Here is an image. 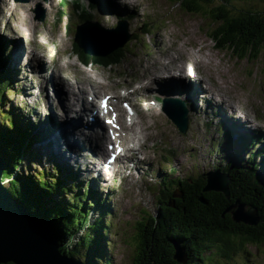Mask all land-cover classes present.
<instances>
[{"label":"rangeland","instance_id":"1","mask_svg":"<svg viewBox=\"0 0 264 264\" xmlns=\"http://www.w3.org/2000/svg\"><path fill=\"white\" fill-rule=\"evenodd\" d=\"M9 1L11 0H0V36L6 41L7 56L11 60L14 59L12 61L19 65V72L11 78V86L5 90L3 102L0 104V113L1 111L8 113L10 119L21 125L24 121L29 122V118L22 115L19 119L15 116L21 114L20 112L23 114L29 112L35 121L34 125L37 129H40L51 114V117L59 122V125L48 124L53 131L52 138L57 141L59 146L64 143L68 144L69 152L66 149H62V151L67 157H70L74 178L77 177V180H73L71 184L69 181L67 183L59 174L58 168L55 170L50 165V162L48 163L46 160L48 156L46 148L40 145L38 141L36 142L37 145L33 147L34 149L24 152L21 158V167H17L14 170L11 169L12 172L9 177L10 179L17 178L22 180L23 178H31V176L37 178L40 174L47 184L52 181L50 186L54 189L52 196L55 197V200L58 199V195L55 194L58 188L54 185L55 179L61 178L64 180L62 184L64 193L63 196H60V199L63 198L65 200L71 198V193H77L79 189H83L87 181L91 182V191H94L95 196L98 199L100 198L102 202H106L103 208L109 211L106 215H103L108 223V232H106L104 237L106 243L105 256L110 258L111 264H130L137 255L136 224L148 215L155 217L158 213L159 197L157 190L159 183L157 182L164 181V183H168L169 181H175V179L206 178L210 172L216 170L215 168L219 164L226 163L225 157H227L229 147L222 142V136L217 135L221 130V127H217V125H225L221 116L229 114L236 120H238L236 117L239 116L244 123L241 126L247 125L249 126L248 130L253 129L255 132L264 133V57L260 55L257 60H240L228 50L215 49L214 42L210 38V31L216 25L198 15L184 13L171 0H133V6L129 5L126 9L122 8L125 11L120 10L124 12L122 17L128 14L132 18L125 21L127 23V35L124 33L117 37V40H120L124 36H128L127 42L123 47L110 53L109 58H107L113 59V61H103L100 60L103 58H97L100 61H89L92 64H89V62L80 63L77 55L78 50L73 47L74 32L77 34V30L88 27L86 26L88 21L84 16L79 17L80 13L71 11L73 10L71 4L64 8L54 1V8L49 10L50 7L46 3L49 0H45L42 5L44 20L41 22L35 20L34 8L28 9L30 14L29 21L33 23L30 30L32 31L33 26L36 25L34 27L37 31V24L50 25L54 38L57 36L61 43L54 42L53 45L52 41H50L51 39L47 43L45 39H35L31 36L29 38L30 45L28 46L30 50H28V47H26L28 44L26 38L28 30H25V36L13 31L12 27H17L18 22L11 16L8 6ZM17 1L22 2L20 0ZM82 3L84 6L88 4L87 0H82ZM249 3L239 1L234 2L233 6L244 8ZM218 4L222 3L216 0L213 5L217 6ZM32 6H35L34 3H32ZM263 7V3L256 2L257 9H262ZM61 8L65 12V17L61 18L59 23H57L56 13ZM110 8H112L111 5ZM19 11L20 9H13V14ZM103 15H101V20L93 16L92 21L98 24L101 22V25L105 28L117 26L118 21L115 22L113 16ZM75 28H77L76 31ZM17 43L25 51H29L26 56L18 50ZM9 44L12 45L9 46ZM163 46L165 51L161 50ZM47 47L48 49H45ZM46 50H51V57L57 61L55 69L52 71L50 66L49 69H45L48 64L45 62L42 66L40 61H36V57H33L31 66L36 63L39 67L38 69L37 67H32V70L28 71L27 67L30 61L29 59L26 61L27 56L29 58L33 55L45 57L47 55ZM35 52L36 54H34ZM48 57L47 61L51 63L52 67V64H54L53 60H50V56ZM151 57L156 62L155 66L159 62L163 64L169 62L173 67L183 65L186 69L191 70L194 75L192 76L195 77V82L180 81L183 89L176 87L183 98L191 99L190 102L186 100L189 112L188 129L184 134H181L165 115L156 116L154 114L157 113L156 111L151 113L154 110L148 104L151 103L152 98L146 96L147 92L138 91L134 101H132L135 103L136 111V116L133 120L134 124L128 125V121L124 118L121 121L124 128L128 127V130H131V132H126V136L130 140L128 148L134 149L132 151L123 150L126 155L118 163L116 169L104 170L103 176L96 175L95 180H92L95 174L91 175L93 171L91 172L88 166L94 168L97 165L96 169L98 172H100L101 168L94 162L93 158L96 157L91 156L92 153L84 156V152L87 151L84 140L87 138L91 141L93 138L81 136L77 141L74 136L66 134V136H60L57 139V135L54 134L55 131L59 132L62 129L61 126L63 124V119L60 118L61 113L58 111V115L55 116L54 111L59 106V102L66 114L69 115L65 101L61 97V99L55 97L51 91L56 88V86L53 87V84H58L60 81L55 71L59 65L63 67L64 81L66 80L71 86L76 96H79V93H77L76 84L74 85L73 82L78 77L85 78L84 84L86 82L87 84L91 83L88 82V77L91 81L94 79L96 85L100 88L95 90L97 100L106 93L109 95H114V93L123 95L124 92L120 88L124 86L127 88H131L132 84H139L140 87L144 86L148 76L147 72L150 71L149 68L145 69V66L152 63L150 61ZM85 65L88 66L86 67ZM142 66L144 67L141 68ZM137 87L135 86V88ZM211 87L213 90L210 89ZM172 88L174 87L163 90H173ZM84 89L83 94L91 97L93 90L88 85L87 87L84 86ZM50 92L52 95H50ZM191 93L196 95L189 96ZM169 95L162 96L156 101L160 102L164 97H178ZM51 96L55 97V99ZM211 96L214 97V99H210L212 105H207L204 102L205 97L208 99ZM178 98L181 99L180 97ZM9 99L10 105L7 104ZM181 101L185 100L181 99ZM191 102L194 103V107ZM232 104L237 110L233 111L232 109L229 112L227 108L231 109L230 105ZM223 110L228 111V114L224 113L225 115H222L221 112H224ZM245 113L252 117L253 123L250 125L245 121ZM67 115L66 117H68ZM51 117L49 120H51ZM0 121V129L5 130L4 128H7L10 130L8 120H4L1 114ZM36 123L38 126H36ZM142 128H144L145 133L142 132ZM146 134L147 137H150H145ZM30 139L32 138L30 137ZM219 143L226 146L225 149H222L221 146L222 152L220 151ZM94 145L97 148V144L95 143ZM39 147L41 151L38 150ZM239 150H241V147H232L230 151L237 158H240L242 153ZM253 150L254 148H251L248 152L252 154L255 151ZM92 152H95L94 148H92ZM95 155L100 157L98 151L95 152ZM106 155L107 153L102 157L105 158ZM77 156L79 157L76 159ZM243 158L247 159V156L243 155L241 159ZM254 162L259 164L257 174L264 177V161L255 158ZM77 168L84 173L78 176ZM218 171L220 172L219 169ZM162 175H164V178L161 177ZM76 181H80L77 186ZM7 184L8 180H5L3 185L6 187ZM70 185L73 186L72 191H65L66 188L70 189ZM52 200L53 198H50L49 202L52 203ZM95 210L89 215V224L93 220H99L103 214L99 208ZM236 210L237 206L232 211ZM244 210L246 211L247 209ZM85 231V228L80 230L72 242L84 237ZM67 247L69 248L68 245ZM79 253L82 255L84 250L79 249ZM210 263L264 264V244L260 247L248 246L244 254L236 253L230 260L218 257V255L212 256Z\"/></svg>","mask_w":264,"mask_h":264},{"label":"trees","instance_id":"2","mask_svg":"<svg viewBox=\"0 0 264 264\" xmlns=\"http://www.w3.org/2000/svg\"><path fill=\"white\" fill-rule=\"evenodd\" d=\"M171 1L184 13L198 15L216 25L210 31L215 49L228 50L240 60H257L260 55L264 57V7L256 8V2L264 4V0H218L222 4L217 6L213 5L216 0ZM239 1L250 3L244 8L233 6ZM73 7L80 9V16L88 18L87 10L80 3L74 2ZM3 50L0 44V69L4 66ZM78 52L82 62L113 61L107 59L109 56L99 60L80 50ZM10 86L4 70H0V104L6 88ZM0 114L8 120L10 127V130L0 129L2 182L8 180L6 188L13 199L54 234L59 252L71 257L76 264H111L110 258L103 254L104 233L108 232V225L104 224L103 216L89 224L86 191L73 193L67 200L60 199L63 187L55 179V186L59 187L55 193L58 199L55 200L51 182L47 184L40 174L34 180L29 177L10 179L12 170L22 165L21 158L28 150L26 141L30 140L27 129L33 125L31 122L20 125L10 119L8 113L1 111ZM253 162L250 159L248 163L239 165H233L234 161L218 163L216 169L228 177L227 197L222 193L203 192L206 184L204 177L175 179L168 183L159 181L157 216L148 215L136 224L137 255L130 264H180L173 260L174 246L183 249L185 264H211L212 256L230 260L236 253L244 254L248 246L263 245L264 178L257 175V166ZM176 191L178 193L174 197ZM50 198H53L52 203ZM236 201L242 203L245 209L255 210L258 219L255 225L233 221L231 207ZM102 206L100 208L103 209ZM103 210L107 213L106 209ZM84 228L85 236L72 242L79 230ZM79 249L84 250L82 255Z\"/></svg>","mask_w":264,"mask_h":264},{"label":"bare ground","instance_id":"3","mask_svg":"<svg viewBox=\"0 0 264 264\" xmlns=\"http://www.w3.org/2000/svg\"><path fill=\"white\" fill-rule=\"evenodd\" d=\"M99 3L96 1V4L102 8L101 9V12L103 14H111V15H120L122 17V14L124 12L120 11V10H124L122 8H125L129 5L133 6L132 4V1L133 0H98ZM106 1H109V4L106 6ZM126 2V3H125ZM30 3H33V0L32 2ZM48 6L50 7V9L54 8L53 7V0H50L48 3ZM110 4H112L111 6L114 7L112 10V8L108 7ZM9 11L11 13V16L13 17V19L18 22V25L17 27H12L13 28V31L15 32H19L21 35L25 36L26 35V31L25 30H28V35H27V42L28 44L26 45V47H28L30 45L29 43V38L32 36L33 38L35 39H45L46 42L48 43L49 40L52 41V44L54 42H57V43H60V39L56 36V38H54V34L51 32L50 28L52 29V27L50 25H45V24H37V28L38 30L36 31L35 27L36 25L33 26V30L31 31V25H33L32 22L29 21V17H30V14L28 13V9L30 7V4H17V3H9ZM97 6V7H98ZM104 8H107V9H104ZM13 9L14 10H17V9H20L19 12L17 13H14L13 14ZM104 9V10H103ZM129 10V9H127ZM138 10V9H137ZM52 11V10H51ZM125 11V10H124ZM50 12V11H49ZM128 12V11H127ZM115 13V14H114ZM117 13V14H116ZM130 13V12H129ZM103 15V16H105ZM48 20V19H47ZM49 24V23H48ZM12 44H14V42H12ZM11 44V45H12ZM61 44V43H60ZM50 45V44H49ZM54 45V44H53ZM16 46L18 47V50L21 51L24 56H26V54L29 52V51H25V49L21 48L19 46V44L17 43ZM57 47V46H56ZM51 48V47H50ZM45 49H48L45 48ZM59 49V48H58ZM28 50H30V47H28ZM162 51H165V47L163 46L161 48ZM47 51V55L44 57H37L36 55H33L31 58H29V56H27V60L29 59L30 63H29V66L27 67V70L28 71H31L32 70V67H37L38 69V64L35 63V65L31 66L32 65V59L33 57H36V61H40L41 65L43 66L44 63L46 62L48 64V67H46L45 69H49V66H50V69L53 71V69H55V63L57 61H55L53 59V57H51L52 55V51L51 50H46ZM51 51V52H50ZM43 53V52H42ZM41 53V54H42ZM178 53V52H177ZM36 54V52L34 53ZM169 54V53H168ZM29 55V54H28ZM38 55V54H37ZM175 55V54H174ZM180 55V54H179ZM50 56V60L52 59L53 60V63L52 64V67H51V63L47 61V58L49 59ZM177 56V55H175ZM182 56V55H181ZM174 57V56H173ZM178 57V56H177ZM183 58V57H182ZM150 59V58H149ZM174 59V58H173ZM9 60L11 62V58L9 57ZM152 61V63L150 62ZM149 62L151 64H147L145 66V69L149 68L150 71L147 72L148 76L146 77V82L144 83V86L140 87V91L143 90L144 92H147L146 94L147 95H154L155 93H157L158 91H163L165 93H171L172 95H175V96H178L180 97L181 99L183 100H187V101H191L190 98H183L179 92H175L176 90H163V89H167V88H171L173 86L175 87H178V88H181L183 89V86L181 85V82L180 80L177 79V77H179V74H184L186 76L187 81L189 82H195V77H193L194 75L191 73V70H188L186 69V67H184L183 65L182 66H176V67H173L171 66L170 64L168 65H164V64H157V66H155L156 62L155 60H153V58L151 57V60ZM170 61V60H169ZM179 61V60H178ZM189 61V60H188ZM148 62V61H147ZM158 62V61H157ZM171 62V61H170ZM14 63L15 62H11L10 63V67H13L14 69ZM172 63V62H171ZM174 63V62H173ZM155 64V65H154ZM173 65V64H172ZM186 66V65H185ZM144 66H142L141 68H143ZM15 68L18 69L17 65H15ZM189 68V67H188ZM57 74H58V79L60 80L58 82V84H53V87L56 86V88L52 91L53 92V95L55 97H61L64 101V98L66 99V102H67V110L69 112V115L66 114V111L58 106L56 107L54 110L55 111V116L58 115V111L61 113L60 115V118L63 119V124L61 126V130L59 132L55 131L54 134L57 135V139L58 137L60 136H66V134H70V136H74L75 139L78 141V138L81 137V136H88V137H92L93 139L91 141H89L87 138L84 140L85 143H86V148H87V151L84 152L85 155H88V153H92L94 156H95V152L98 151V153L100 154V156H104L105 153L107 152H112V150L110 151V148L107 144L110 143V141L108 140V138L106 137V135L102 138L103 136V133L104 131H107V133L110 131L109 128L101 121V118L100 116L98 115H95L93 112H98L95 110V106L93 105V101L92 100H88L86 98V96L83 94L84 92V86L87 87V85L90 87V89H92V93L95 95V90H98L100 89L98 87V85H96V81H94V79H92L91 83L90 84H87V82L84 84V79L85 78H82V77H78V79H76V88H77V93H79V96H77L78 98H76V94H74V92L72 91V88L71 86L66 82V80L64 81V78H65V74L63 72V67L61 65L58 66L57 70L55 71ZM174 72V73H173ZM177 73V75H176ZM189 74V75H188ZM34 75V74H33ZM193 75V76H192ZM48 77V76H47ZM197 77V76H196ZM93 78V77H92ZM183 78V77H180V79ZM48 83V81H47ZM78 85V86H77ZM139 85V84H138ZM140 86V85H139ZM51 87V86H50ZM151 88V89H149ZM220 88V87H218ZM69 89V91H68ZM128 89H130V87H128ZM211 90H213V88L211 87L210 88ZM214 93V92H213ZM104 96V95H103ZM60 98V99H61ZM105 98V97H104ZM214 99V97L211 96V98L209 97L207 99V97H205V99H207V101L205 100L204 102L208 104H211V101L210 99ZM110 100V99H109ZM221 102V101H220ZM121 101L119 99H116L115 103L116 104V109L113 108L110 110V112H105L104 114L108 117V119L110 120V122H113L115 121L114 120V117L110 116V114L113 113V110L119 112V105H121ZM192 103V102H191ZM231 103V102H230ZM229 103V104H230ZM113 104V106H114ZM212 105V104H211ZM192 106L194 107V103H192ZM202 106V105H201ZM231 106V109L230 108H227V110H232L233 111H236L237 109L234 107V105H230ZM229 106V107H230ZM238 108V107H237ZM192 109V108H191ZM236 109V110H235ZM240 109V108H239ZM241 110V109H240ZM193 111V109H192ZM155 111H152L151 113H154ZM230 112V111H229ZM194 113V111H193ZM242 113V112H241ZM156 116H159L160 114L159 113H154ZM66 115L68 117H66ZM196 115V114H195ZM223 115H225L223 113ZM240 115V114H239ZM161 116V115H160ZM244 118H245V121L247 123H253V120H252V117L247 113L244 114ZM127 117L129 119V123L128 124H134L133 121H130V118L132 117L133 120H134V117L132 116V114L129 112L127 114ZM242 117V116H241ZM69 118V119H68ZM223 120L227 119V122L229 123L228 121V117L225 115L223 117H221ZM238 119L237 121V128H236V133H242L244 132L245 128L244 126H241L243 123V120L241 118H239L238 116L236 117ZM154 120V119H153ZM157 121H160V120H157ZM48 124H52V125H59V122L56 120V119H53L51 117V120H46V126L49 128V137L51 138V140H53L52 142H50V151L54 152L56 154V152H58V155L61 157L62 161L64 162L62 164L63 168H64V172L65 174H67V165L69 164V161H71L70 157H67L65 153H63L62 149H66L67 152H69V146L68 144L64 143L62 144L61 146H59L57 144V141H55L53 138H52V129L49 127ZM203 124V123H202ZM38 125V124H37ZM116 125L118 126L119 129H121V126H120V117H118V120L116 121ZM228 125V124H227ZM149 126V125H148ZM216 126V125H215ZM218 127V126H217ZM261 128V127H260ZM57 129V128H56ZM55 129V130H56ZM129 129L128 127H126V129L124 130L125 132H131V130H127ZM149 129V128H148ZM82 130V131H80ZM76 131V132H74ZM84 131V132H83ZM147 131V130H146ZM149 131V130H148ZM142 132L145 133V130L144 128H142ZM165 132V131H164ZM110 133V132H109ZM124 132L121 131L120 133L115 131H113V137L116 139V147L120 150V149H124V147L126 145H128V142L127 141H130L128 139V137L125 135V133L123 134ZM119 134V135H118ZM123 134V135H122ZM217 134V133H216ZM76 135V136H75ZM149 135V133H148ZM218 135V134H217ZM219 136V135H218ZM145 137H147V134L145 135ZM144 137V138H145ZM150 137V136H149ZM147 137V138H149ZM98 138V139H97ZM76 141V142H77ZM169 141V140H168ZM40 144L41 141H39ZM96 143L97 144V148H95V145L94 144ZM91 148V150H90ZM92 148H94L95 152L93 153L92 152ZM38 150H40V148H38ZM41 151V150H40ZM116 151V150H115ZM113 153V152H112ZM126 155V154H125ZM58 157V156H57ZM96 157V156H95ZM117 157L114 156L112 159L113 160H117L116 159ZM59 159V157H58ZM95 159V163L98 164V166L101 168V170H104L103 168V163L101 162V160H97V158H93ZM91 160V158H90ZM119 162L121 161L120 159H118ZM72 162V161H71ZM126 164V163H125ZM137 165V163H136ZM89 170L92 172V176L95 178L96 175L98 176H103V172L100 170V172H98V170L96 169L97 168V165L96 167H89ZM77 171V175H81L82 173H84L83 171H81L80 169H76ZM87 174V173H86ZM88 175V174H87ZM68 183V182H67ZM74 184V183H73Z\"/></svg>","mask_w":264,"mask_h":264},{"label":"water","instance_id":"4","mask_svg":"<svg viewBox=\"0 0 264 264\" xmlns=\"http://www.w3.org/2000/svg\"><path fill=\"white\" fill-rule=\"evenodd\" d=\"M88 27L77 30L75 43L83 53L94 57H104L115 49L122 47L128 37L117 40L121 28L105 30L97 24L88 22ZM126 31V24L123 25ZM163 111L172 120L180 133L187 129V112L182 105L172 107L164 105ZM20 138V135H19ZM31 140V141H30ZM27 142L28 149L34 146V140ZM3 162L0 159V264H76L67 255L59 252L54 234L33 214L17 204L2 182ZM32 179H35L31 176ZM203 192H216L228 196V178L219 171L210 172ZM12 180V179H11ZM13 181V180H12ZM10 182V181H9ZM19 192V191H18ZM175 192L174 197H176ZM202 201V200H201ZM232 219L235 223L255 225L256 212L238 201L233 207ZM173 260L185 264L186 256L182 248L174 246Z\"/></svg>","mask_w":264,"mask_h":264}]
</instances>
